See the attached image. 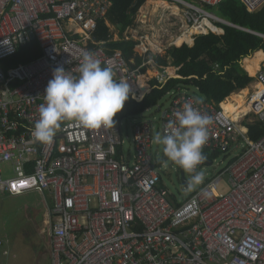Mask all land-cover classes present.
<instances>
[{
  "label": "built area",
  "instance_id": "1",
  "mask_svg": "<svg viewBox=\"0 0 264 264\" xmlns=\"http://www.w3.org/2000/svg\"><path fill=\"white\" fill-rule=\"evenodd\" d=\"M162 1L180 5L186 25L201 30L192 38L220 33L221 25L242 30L211 11L225 0ZM239 1L251 14L264 6V0ZM110 7L109 0H0V193L51 198V264H264V133L251 140L246 126L256 121L264 127V61L252 77L249 110L238 121L221 103L201 101L187 90L170 94L161 133L185 102L213 120L203 149L209 158L198 170L239 151L218 176L182 199L162 182L166 158L162 146L153 147V126L144 114L96 130L64 121L50 144L31 142L56 67L78 75L82 53L89 51L102 67L113 68L117 80L131 84L141 78L140 68L131 69L120 51L89 48L96 24L105 21ZM29 41L38 44L41 55L4 69V60ZM135 48L140 56L151 52L142 42ZM173 76L163 68L158 79L165 84ZM127 121L132 122L130 162L121 130ZM1 167L12 176L2 179ZM224 176L229 190L218 194L214 186ZM177 178L182 192L189 191V184L185 188Z\"/></svg>",
  "mask_w": 264,
  "mask_h": 264
},
{
  "label": "trees",
  "instance_id": "2",
  "mask_svg": "<svg viewBox=\"0 0 264 264\" xmlns=\"http://www.w3.org/2000/svg\"><path fill=\"white\" fill-rule=\"evenodd\" d=\"M109 1L111 7L106 21L117 31L118 40L113 39L111 27L104 21H99L91 34L93 44H89V48L99 45L107 52L120 51L131 69L140 68L141 74L148 69L149 61L160 71L167 67L176 70V78L171 77L165 84L155 78L146 86L138 81L142 86L139 88L136 81L131 82L135 95H141L145 91L147 93L141 101L130 97L114 120L122 121L138 117L152 108L159 109V104L165 96L179 90L188 91L193 88V94L201 101L219 104L232 93L239 92L252 83L253 79L241 67V61L255 52H264V38L258 36H264V6L251 14L239 0H225L211 8V11L217 17L243 30L221 25L220 33L196 36L192 47L179 40L160 54L146 58L134 51L136 41L126 40L124 37V32L133 26L138 9L146 0ZM40 55L38 44L29 41L13 57L4 60L2 65L4 69L16 67L35 60ZM246 126L251 140H257L264 133V127L259 122L255 121ZM217 155L214 154L213 157Z\"/></svg>",
  "mask_w": 264,
  "mask_h": 264
},
{
  "label": "clouds",
  "instance_id": "3",
  "mask_svg": "<svg viewBox=\"0 0 264 264\" xmlns=\"http://www.w3.org/2000/svg\"><path fill=\"white\" fill-rule=\"evenodd\" d=\"M3 44L11 45L7 41ZM101 64L94 53L84 51L78 75L71 74L63 66L53 70L43 94L44 103L38 109L39 118L31 130V142L50 144L61 123L69 120L89 130L113 128L114 117L130 97H137L129 79L117 80L113 68ZM136 85L142 88L139 83ZM173 117L164 125L163 133L157 131L154 134L152 143L162 146L166 159L161 163L166 165L170 161L189 174V187L194 188L205 178L204 172L198 169L207 159L203 149L209 141L213 120L193 107L191 102H185Z\"/></svg>",
  "mask_w": 264,
  "mask_h": 264
},
{
  "label": "rangeland",
  "instance_id": "4",
  "mask_svg": "<svg viewBox=\"0 0 264 264\" xmlns=\"http://www.w3.org/2000/svg\"><path fill=\"white\" fill-rule=\"evenodd\" d=\"M147 0L138 9L134 24L131 28L124 32L129 39L142 42L145 46L150 47V55L146 54V58H151V55L158 53L157 47L160 49L167 48L173 41L183 40L182 34L184 32L191 33L194 28L191 24L185 22V18L180 5L169 4L175 6L177 13H171L159 8L155 14H151L152 6L147 7ZM168 19L166 20V18ZM162 20L160 27L156 26V37L153 39L154 32L150 29ZM187 26V27H186ZM190 28V29H189ZM201 30H198V32ZM145 36V37H144ZM117 35H115V39ZM149 38V41L147 40ZM157 41L159 43L154 44ZM152 42L154 46L148 44ZM186 42V41H185ZM159 44V45H158ZM156 47V49H154ZM138 53L139 50H137ZM155 52V53H153ZM148 69L141 74L139 82L146 86L152 79H158L159 69L152 61L147 63ZM13 67V66H12ZM15 67V66H14ZM148 70L153 72V75H148ZM169 71L168 68H165ZM155 71V72H154ZM170 75H173L172 73ZM159 82H162L159 79ZM249 92L254 88L251 83L248 87ZM189 93H194L193 88H189ZM139 99V95H136ZM170 103V96H165L158 108H152L144 113V116L149 120L153 126V136L161 128V115L168 108ZM251 117V115H249ZM132 122H123L121 127L122 137L124 140L123 150L131 152V130ZM153 147H157L154 145ZM161 146H159L160 148ZM158 148V150H159ZM239 151L232 150L229 155L219 156L213 167H206L203 171L205 174L204 181L201 185L190 188L189 191L182 192L181 185L178 182L177 171L179 168L172 162L166 164V169L162 175V182L170 193L174 194L177 199H182L183 194L198 191L202 185L210 182L213 178L218 176L230 160L237 155ZM2 179H7L12 176V172L7 167H1ZM214 190L218 194H225L229 190L228 176L222 177L221 181L214 186ZM178 194L181 195L178 197ZM45 195V197H43ZM40 195L37 192H27L18 196H11L7 194H0V239L3 241V246L0 248V264H51L48 253V239L45 228L42 226L43 216L50 205V199L46 193ZM44 231L41 232V229ZM4 252H6L4 254Z\"/></svg>",
  "mask_w": 264,
  "mask_h": 264
},
{
  "label": "bare ground",
  "instance_id": "5",
  "mask_svg": "<svg viewBox=\"0 0 264 264\" xmlns=\"http://www.w3.org/2000/svg\"><path fill=\"white\" fill-rule=\"evenodd\" d=\"M146 3H147V7L148 6H152L151 14H155L159 8H161L162 10H165V12L167 11L169 16H170L171 13H174V12L177 13V9L178 8H176L175 6H171L167 2L162 1V0H147ZM167 19H168V17L166 18V20ZM161 22H162V20H159L157 22V24L150 29V31L154 32L153 39H157V37L155 36L156 35L155 29H156V26L160 27V23ZM204 23L206 25H208V27L213 28L210 23H208V22H204ZM197 31H198V29L194 28V30L191 33L184 32L181 35L182 38L186 41L185 42L186 44L191 45V43H192L191 35L194 32H197ZM147 40L149 41V38ZM148 43L150 45L154 46L152 42H148ZM263 61H264V52L263 51H258V52H255L252 56L243 59V61L241 62V67L246 71V73L250 77H254L256 75L259 67H260V64ZM147 74L148 75H153V72L148 70ZM248 93H249V89L248 88H244V89H242L239 92H236V93H233V94L229 95L221 103V107L224 110V112L229 117H231L234 121H238V119H240L242 115H244V114H246L248 112L249 109L246 106V97H247Z\"/></svg>",
  "mask_w": 264,
  "mask_h": 264
},
{
  "label": "crops",
  "instance_id": "6",
  "mask_svg": "<svg viewBox=\"0 0 264 264\" xmlns=\"http://www.w3.org/2000/svg\"><path fill=\"white\" fill-rule=\"evenodd\" d=\"M109 12V11H108ZM108 14V13H107ZM107 17V16H106ZM104 22H107L106 21V19H105V21ZM108 23V22H107ZM106 24V23H105ZM107 25V24H106ZM109 25V24H108ZM109 27H111L110 25H109ZM111 29V31L113 32V39L114 40H118V33H117V31H115L114 30V28H110ZM115 35H117V38L115 39ZM192 36V35H191ZM192 38V37H191ZM132 40H134V39H132ZM134 41H136L137 42V45H138V41L137 40H134ZM156 42L157 41H154L153 43L154 44H156ZM158 43V42H157ZM149 44V43H148ZM175 44V41H173L172 42V44H170L168 47H171V46H173ZM186 44V43H185ZM193 44H194V38H192V43H191V45H188V44H186V45H188L189 47H192L193 46ZM136 47V46H135ZM167 47V48H168ZM167 48H162V49H160L159 47H157V50L158 51H156V52H158V53H155V52H153V53H155L154 55H158V54H160L161 52H163L164 50H166ZM154 49H156V47H154ZM160 49V50H159ZM137 48H135L134 49V51L138 54V52H137ZM243 61V60H242ZM241 61V62H242ZM167 68H169L168 70L169 71H167V73L170 75L171 73L174 75V77H176V75H175V73H176V70L173 68V67H167ZM260 68V67H259ZM259 70V69H258ZM245 71V70H244ZM160 72H162V71H160L159 70V73L158 74H160ZM246 72V71H245ZM248 75V74H247ZM249 76V75H248ZM173 77V78H174ZM250 77V76H249ZM250 78H252V77H250ZM138 83V82H137ZM147 92L145 91V92H142V94L141 95H139V99H136L137 101L138 100H140V99H142L143 98V96L146 94ZM233 94V93H232ZM222 103V102H221ZM159 148V146H157V149ZM159 150H160V148H159ZM123 153H124V155L127 153V152H125V150H123ZM128 154H129V156H128V159H129V162L131 161V159H132V151L131 152H128ZM0 194H3V193H0ZM40 195H43V194H40ZM46 196L50 199V205L48 206V208H47V211H46V213L44 214V216H43V220H42V226L45 228V231H46V236H47V239H48V244H47V247H48V253H49V235H48V233H49V227H50V220H51V207H52V200H51V198L47 195V193H46ZM43 197H45V195H43ZM44 228L43 229H41V232H43L44 231ZM1 241H2V239H0ZM3 242V241H2ZM6 252H4V254H5ZM50 257V256H49Z\"/></svg>",
  "mask_w": 264,
  "mask_h": 264
},
{
  "label": "water",
  "instance_id": "7",
  "mask_svg": "<svg viewBox=\"0 0 264 264\" xmlns=\"http://www.w3.org/2000/svg\"><path fill=\"white\" fill-rule=\"evenodd\" d=\"M242 30H243V29H242ZM245 31H246V30H245ZM246 32H248V31H246ZM256 35H258V34H256ZM258 36L264 38V36H261V35H258ZM30 39L33 40L34 38L31 36ZM175 78H176V77H175ZM138 101H141V99L138 100ZM208 164H210V163H208ZM177 174H178L179 177H180V183H181L185 188H187V187H188V182H189V181L186 179L185 174H184V171L181 170V169H179V170L177 171Z\"/></svg>",
  "mask_w": 264,
  "mask_h": 264
}]
</instances>
